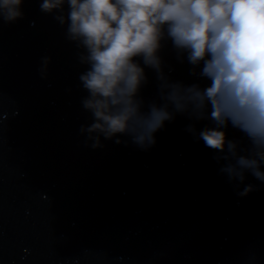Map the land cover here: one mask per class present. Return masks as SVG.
I'll list each match as a JSON object with an SVG mask.
<instances>
[{
	"label": "water",
	"instance_id": "95a60500",
	"mask_svg": "<svg viewBox=\"0 0 264 264\" xmlns=\"http://www.w3.org/2000/svg\"><path fill=\"white\" fill-rule=\"evenodd\" d=\"M22 11L0 20V264H264V185L249 177L257 187L238 196L181 116L148 151L86 147L76 49L39 0ZM165 59L173 79L193 82L187 65Z\"/></svg>",
	"mask_w": 264,
	"mask_h": 264
},
{
	"label": "clouds",
	"instance_id": "9594fccd",
	"mask_svg": "<svg viewBox=\"0 0 264 264\" xmlns=\"http://www.w3.org/2000/svg\"><path fill=\"white\" fill-rule=\"evenodd\" d=\"M23 3L0 0V20L22 18ZM39 9L60 26L83 67L88 121L78 131L86 147L112 141L148 151L156 133L181 116L238 196L257 187L249 177L264 185V0H39ZM169 55L187 65L193 82L172 78ZM49 62L41 58L42 77ZM149 73L156 91L146 99ZM229 127L242 137L229 138Z\"/></svg>",
	"mask_w": 264,
	"mask_h": 264
}]
</instances>
